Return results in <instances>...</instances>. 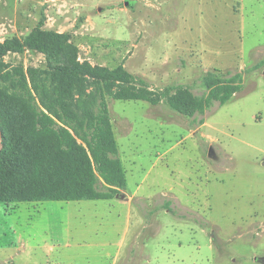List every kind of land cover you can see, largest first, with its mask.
Instances as JSON below:
<instances>
[{
	"label": "rangeland",
	"instance_id": "374dc122",
	"mask_svg": "<svg viewBox=\"0 0 264 264\" xmlns=\"http://www.w3.org/2000/svg\"><path fill=\"white\" fill-rule=\"evenodd\" d=\"M35 27L156 94L202 95L208 72H240L242 86L193 116L167 95L108 98L122 195L0 203V264H263L264 0H0V41ZM3 60L46 64L32 49Z\"/></svg>",
	"mask_w": 264,
	"mask_h": 264
},
{
	"label": "trees",
	"instance_id": "16d2710c",
	"mask_svg": "<svg viewBox=\"0 0 264 264\" xmlns=\"http://www.w3.org/2000/svg\"><path fill=\"white\" fill-rule=\"evenodd\" d=\"M44 55L45 67L10 65L8 52ZM66 32L33 28L0 41V203L112 199L126 188L107 99L167 103L181 114L204 113L242 86L240 72L206 73V93L186 87L156 94L141 78L79 59ZM171 87V89L173 90Z\"/></svg>",
	"mask_w": 264,
	"mask_h": 264
},
{
	"label": "water",
	"instance_id": "95a60500",
	"mask_svg": "<svg viewBox=\"0 0 264 264\" xmlns=\"http://www.w3.org/2000/svg\"><path fill=\"white\" fill-rule=\"evenodd\" d=\"M1 138H2V133H1V129H0V141H1ZM208 156L213 157L212 148H209V150H208ZM255 259L256 260L258 259V260L262 261L263 264H264V257H257Z\"/></svg>",
	"mask_w": 264,
	"mask_h": 264
},
{
	"label": "crops",
	"instance_id": "0c3cea01",
	"mask_svg": "<svg viewBox=\"0 0 264 264\" xmlns=\"http://www.w3.org/2000/svg\"><path fill=\"white\" fill-rule=\"evenodd\" d=\"M107 257L111 258V254H108ZM107 257H106V258H107ZM109 258H108V259H109ZM116 258H117V254L114 255V259H115V261H116ZM115 261L113 262V264H115Z\"/></svg>",
	"mask_w": 264,
	"mask_h": 264
}]
</instances>
